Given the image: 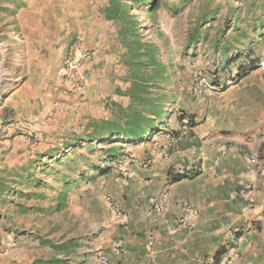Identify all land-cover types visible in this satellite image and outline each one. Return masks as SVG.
<instances>
[{"label":"crops","instance_id":"crops-1","mask_svg":"<svg viewBox=\"0 0 264 264\" xmlns=\"http://www.w3.org/2000/svg\"><path fill=\"white\" fill-rule=\"evenodd\" d=\"M56 2L58 11L37 25L33 15L12 17L21 52L39 65V73L52 72L69 86L63 61L81 35L90 57L82 67L86 83L72 100L106 95L123 107L119 103L129 99L130 84L126 48L117 23L105 15L108 0ZM251 74L221 91L178 97L173 113L185 114L193 125L184 129L182 117L162 121L164 134L142 140L144 155H131L134 162L116 164L119 146L113 151L117 157L97 155L109 170L91 188L90 198L86 190L77 203L75 216L91 218L86 230L64 239V250L40 264H226L232 230L240 251L235 264H264V175L259 173L264 169V92ZM115 142L131 146L141 140ZM179 174L185 177L173 179ZM243 183L252 185L251 209L239 193ZM180 217L187 225L177 224Z\"/></svg>","mask_w":264,"mask_h":264},{"label":"rangeland","instance_id":"rangeland-1","mask_svg":"<svg viewBox=\"0 0 264 264\" xmlns=\"http://www.w3.org/2000/svg\"><path fill=\"white\" fill-rule=\"evenodd\" d=\"M4 1L10 6L0 3V264H40L54 252L59 254L54 247H61L64 239L86 230L91 218L80 219L75 213L86 190L90 198L91 188L100 181L91 166H106L97 155L119 146L121 161L116 164L128 165L135 160L132 156L143 157L146 145L144 141L131 146L91 143L93 150L88 151L87 143L78 141L76 148H64L89 135L94 119H117L118 105L106 95L73 101L64 81L54 79L52 72L39 73V65L21 52L22 41L16 39L20 32L12 17L33 15L37 25L45 15L58 11L56 0ZM156 1L152 13L146 8L131 13L139 17L143 40L161 47V60L174 73L165 89H153L150 95L162 103L164 124L178 117L173 106L184 93L221 91L222 86L210 85L216 79L231 86L227 80L247 63L249 53L258 64L250 78L264 92V0ZM193 32L200 33L201 41L190 45ZM217 42H229L242 54L230 72L222 69L224 57L215 50ZM121 101L120 106L130 104L128 98ZM160 124L157 121L149 139L164 134ZM58 196L64 201L57 211Z\"/></svg>","mask_w":264,"mask_h":264},{"label":"trees","instance_id":"trees-1","mask_svg":"<svg viewBox=\"0 0 264 264\" xmlns=\"http://www.w3.org/2000/svg\"><path fill=\"white\" fill-rule=\"evenodd\" d=\"M131 2H123L122 0H108V5L105 8V15L108 19H113L118 25V36L122 45L126 48L124 63L127 68V80L129 87L125 91V95L129 97L130 104L127 107H118L117 119H94L91 122L92 131L84 138H79L64 144V148L77 147V143H87V150H93L91 143H107L118 140L138 141L145 140L153 134L152 129L158 123H162V103L155 100L156 97L150 96L153 89H165V85L170 82L173 72L169 66H165L161 60L162 49L153 41H144L140 32L141 22L136 14H132L131 10L137 8L139 10L146 8L149 13H152L157 6L156 0H129ZM201 41L199 32H193L188 39V44L194 45ZM215 50L221 52L224 57L222 69L230 72V67L235 63L242 54L240 50H234L230 47L229 42L224 44H215ZM247 63L240 65L235 69V74L230 77L231 83H236L242 78L249 75L257 68L256 58L247 54ZM229 69V70H228ZM211 86L225 88L217 79L211 81ZM156 94V93H155ZM158 95V93H157ZM156 96V95H155ZM158 98V96H157ZM138 104L134 109L132 104ZM140 106V109H138ZM121 111V112H119ZM153 118H152V117ZM183 114H179L181 118ZM189 118V117H188ZM190 125H193L192 119L189 118ZM156 121V122H154ZM103 154L108 157H117L114 154V148L110 147L102 150ZM53 154V152H50ZM55 157V155H52ZM64 161V158L61 159ZM100 175L106 174L109 167L99 168L92 166ZM81 176H84L82 173ZM184 174H179L173 179H181ZM67 187L71 184L65 182ZM7 191V190H4ZM64 197L56 198V207L58 211L63 206ZM57 251L64 250V247H54Z\"/></svg>","mask_w":264,"mask_h":264},{"label":"built area","instance_id":"built-area-1","mask_svg":"<svg viewBox=\"0 0 264 264\" xmlns=\"http://www.w3.org/2000/svg\"><path fill=\"white\" fill-rule=\"evenodd\" d=\"M84 39L80 35H78L74 41L72 42L71 46L68 49V53L63 61V71L64 74L68 76L69 86L66 89V92L70 95H76V93L85 85L86 78L83 74V64L84 62L90 57L89 49L85 48L84 46ZM228 84H231V80H227ZM212 88H215L211 86ZM183 114V113H180ZM182 123L184 124V129L188 130L190 127V123L188 117L183 114L181 118ZM262 139L264 143V130L262 132ZM138 163L143 167L147 166L146 160H140ZM260 175H264V169L260 170ZM252 185L250 183H243L240 186L239 193L246 198L245 207L247 209H251L253 207V196L251 194ZM187 210L193 211L192 207H187ZM177 224L179 226L187 225V221L184 217H180L177 220ZM237 230H232L229 233V241H230V248L228 250L227 255L225 256V263L226 264H235L236 261L240 257L239 247L237 245ZM151 241H148L150 244Z\"/></svg>","mask_w":264,"mask_h":264}]
</instances>
